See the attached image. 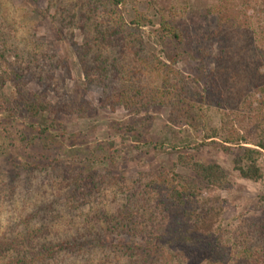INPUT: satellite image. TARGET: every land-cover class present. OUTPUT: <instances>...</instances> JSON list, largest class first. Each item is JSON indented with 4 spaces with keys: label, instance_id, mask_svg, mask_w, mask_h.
<instances>
[{
    "label": "trees",
    "instance_id": "1",
    "mask_svg": "<svg viewBox=\"0 0 264 264\" xmlns=\"http://www.w3.org/2000/svg\"><path fill=\"white\" fill-rule=\"evenodd\" d=\"M81 1V11L87 9L90 17L83 19L87 40L79 49L80 63L89 81L103 87L107 104L112 108L119 106L130 114L131 121L120 128V132L141 140L151 126V119L147 117L139 121V117L155 108H167L170 110V123L185 132L203 133L202 138L198 137L201 143L193 147L191 141H185L182 145L185 150L199 153L203 147H215L222 154L232 157L233 170L241 179L264 182L261 165L264 159V97L254 107L256 96H264V75L257 78L251 73L242 74L252 48L251 40L245 41L243 36L245 28L248 30L250 25L256 28L253 49L259 57L258 65H264V0H210L212 3L208 4L204 16L215 19L217 27L211 33L213 36L205 37L208 40L223 39L219 57H213L205 48L191 49V27L186 25L191 20L189 4L167 7L159 0ZM142 3L146 10L137 8L134 17L127 19L129 5ZM239 8L244 11L236 13ZM249 11L253 15L248 16ZM100 12L108 17L107 22L100 25L102 30L97 31L92 22ZM239 12L243 16L240 17ZM145 28H150L148 37H152L163 50L167 47L175 50L169 57V65L157 54L147 55L145 41L140 35ZM231 56L236 59L244 56L241 71L236 67L237 63L226 60ZM33 58L36 56L33 55ZM210 58L215 62L214 69L208 68ZM186 60L194 63L196 76L193 79L183 77L175 69L179 62ZM10 67L8 61L0 58V108L6 114L1 119L5 127L0 137L10 144L14 141V147H11L15 150H34L38 140L42 141V152L61 147L63 140H59V130L66 131L58 121V113L54 110L56 106L45 94L30 91L23 74ZM40 79L44 80L43 77ZM229 79L235 85L240 82L242 90L247 89L248 94L251 87L255 90L250 96L246 94L243 107L234 113L224 111L235 100L230 93L232 88L226 92L230 86ZM10 82L15 90L12 98L4 94L5 86ZM192 83H197L202 92L195 91ZM241 97L237 95L239 101ZM70 106L62 111L81 115L89 109L86 103L78 108L74 103ZM21 110L38 121L37 126L31 127L37 134L28 135L15 127L16 115ZM246 112L252 114L253 122L242 117ZM47 113L56 115L49 124L42 120ZM213 115L219 120L215 121ZM7 134L15 135L9 139ZM5 140L0 143V155L4 154ZM154 146L155 149L161 147L158 144ZM173 148L177 149V146ZM122 158L121 153L115 151L101 160L114 167ZM179 168L194 177L178 173ZM142 180L145 181L139 184L142 187L140 201L128 195L126 203L119 204L113 212L106 211L102 203H98V198L91 207H88L89 201L81 204V193H77V199L73 197L72 215H77L79 220L68 222L71 231L64 233L61 230L55 235L50 234L48 229H42L30 233L22 239L28 255L17 258L15 264H111L112 261L116 264H165L162 261L173 250L198 252L212 238L222 239L224 208L216 201L218 198L214 200L203 195L221 191L230 184L228 173L222 166L199 162L191 153H179L171 171L161 169L148 173ZM110 182L106 177L93 182L89 176L81 181L83 186L78 185V188L82 189L83 199H89L91 194L99 197L103 187ZM260 205L264 209V197L260 198ZM86 206L88 211L84 210ZM173 213H179L184 225L177 221L173 226ZM64 221L61 218L58 223ZM177 226L179 229L174 230ZM22 242L0 241V256L18 252ZM213 244L210 246L215 248V252L221 253L219 242Z\"/></svg>",
    "mask_w": 264,
    "mask_h": 264
},
{
    "label": "rangeland",
    "instance_id": "2",
    "mask_svg": "<svg viewBox=\"0 0 264 264\" xmlns=\"http://www.w3.org/2000/svg\"><path fill=\"white\" fill-rule=\"evenodd\" d=\"M159 3L167 7L191 5L189 16L192 21L188 19L190 21L186 24L191 27V49L197 51L205 48L213 57H219L223 39L208 40L205 37L214 33L217 27L215 19L204 16L208 4L212 3L210 0H159ZM94 4L101 6L97 2ZM137 8L146 10L143 3L130 4L127 19L134 17ZM81 9V0H0L1 60L8 61L14 71L23 74L30 91L47 96L56 106L54 110L58 113V121L66 131L63 133L59 130L62 146H56L48 152H42L41 140L36 142L34 150H15L12 148L14 141L10 144L0 137V143L6 141L4 154L0 155V241L22 242L25 236L42 229H48L50 234L55 235L61 230L64 233L71 231L68 222L79 220L77 215H72V203H75L73 199H77V193H81V204L89 201L88 207H91L98 198V203H102L101 206L109 212H113L121 203L124 205L128 195L140 201L142 187L139 184L145 181L142 180L144 175L159 172L161 169L171 171L178 161L179 153H191L196 156L197 161L217 163L228 173L230 184L227 187L218 192L203 194L204 197H212L214 200L218 198L216 201L224 208L223 236L221 240L212 238L198 252L173 250L165 256L162 263L264 264V209L260 205V198L264 197V182L254 183L241 179L233 170L232 157L222 154L215 147H203L199 153L185 150L182 146L185 141H191L193 147L194 144L201 143L198 137L202 138L203 133L185 132L170 123V110L167 108H155L139 117V121H144L147 117L151 119V126L141 140H136L133 136L127 137L120 132V128L131 121L130 114L119 106L112 108L107 104L103 87L89 81L80 63L79 49L84 47L87 40V27L83 24V19L90 17V11ZM240 10L244 11L239 8L235 12ZM101 13L96 14L92 22L97 31H101L100 25L107 22L108 15ZM247 15L251 16L253 12L249 11ZM252 28L253 25L248 30L245 28L243 35L245 41L251 40L252 48L242 74L251 73L258 78V75H264V65H258L259 57L253 49L256 28ZM150 32V28L140 31L148 50L147 55L157 54L160 60L169 65V57L175 50L169 49L170 47L163 50L152 37H148ZM33 55L36 56L35 59ZM243 58L244 56L239 59L231 56L226 57V60L237 63L236 67L241 71ZM33 60L35 61L32 62ZM209 60L208 68L214 69L215 62L212 58ZM193 68L192 60L179 62L175 66L183 77L190 79L196 76ZM229 80L230 86L226 92L232 88L230 93H233L235 100L224 111L234 113L243 107L248 93L247 89L242 90L240 82L237 81L235 85ZM262 81L264 82V77ZM196 84L192 83V87L201 93L203 89ZM251 88L249 96L255 92ZM14 93V85L10 82L5 86L4 94L12 98ZM237 95L242 96L240 101ZM263 97L260 94L256 96L254 107ZM70 103H74L75 108L82 107L84 103L89 104L88 112L81 115L63 112L62 109L71 107ZM5 115L0 108L2 134L5 126L1 119ZM16 117L15 127H18L19 132L37 134L31 127L37 126L38 121L29 118L23 110ZM54 117L56 115L47 113L42 120L49 124ZM212 117L215 121L219 120L218 116ZM242 117L253 120L252 114L247 112ZM14 135L10 134L8 138L13 139ZM155 144L161 147L155 149ZM176 146L177 149L173 148ZM115 151L123 156L116 166L111 167L109 163L102 162L103 157ZM261 165L264 169V159ZM178 173L194 177L192 173L181 168ZM89 176L93 182L101 181L102 177L111 182L103 187L99 197L91 194L89 199H83L82 189L78 185L83 186L81 181ZM124 193L127 195L124 196ZM84 210L89 209L86 206ZM173 214V226L177 221L184 225L179 213ZM61 218L66 221L58 223ZM178 226L172 229L178 230ZM216 242H219V254L210 246ZM22 244L18 252L1 255L0 264H15L17 258L27 256L25 243ZM111 264L116 263L112 261Z\"/></svg>",
    "mask_w": 264,
    "mask_h": 264
}]
</instances>
